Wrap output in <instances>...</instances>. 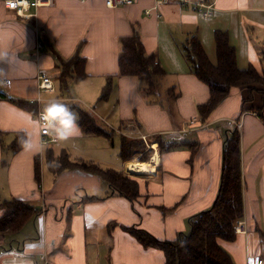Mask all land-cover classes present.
Returning <instances> with one entry per match:
<instances>
[{"label":"crops","instance_id":"1","mask_svg":"<svg viewBox=\"0 0 264 264\" xmlns=\"http://www.w3.org/2000/svg\"><path fill=\"white\" fill-rule=\"evenodd\" d=\"M211 1L215 8L208 16L188 5L157 0H133L117 7H108L104 0H54L39 7L33 19H22L0 6V45L29 62L5 78L11 79L10 85L0 86V203L18 198L37 210L19 231L0 235V264H164L163 250L145 247L130 229H144L162 240L189 231L188 218L209 208L217 196L223 149L234 120L241 123V219L247 231H237L234 240L221 244L234 264H246L249 255L264 256V88L244 102L247 88L232 87L202 122L197 107L209 99V86L192 72L183 49L195 35L216 63L215 33L223 31L235 49L237 66L261 70L264 0ZM135 29L146 52L164 70L152 93L146 91L145 79L118 74L121 38ZM44 46L47 51L41 53ZM76 53L85 58L87 75L63 85L60 58ZM0 67L7 71L6 65ZM55 67L54 91L39 90V73L50 77ZM108 77L111 90L102 98ZM32 98L40 101L31 103ZM52 101L69 105L78 114L79 109H89L97 124L116 131L114 139L81 129L80 136L43 144L37 113ZM129 123L148 137L162 135L174 143L164 152L157 142L151 144L159 155L154 170L131 173L127 163L132 160L117 168L119 152L112 163L82 154L95 148L91 142L97 136L106 138L117 152L119 129ZM23 133L33 146L15 149ZM64 151L73 161L84 159L135 174L139 195L134 200L119 195L98 174L82 168L54 171L49 154L54 163Z\"/></svg>","mask_w":264,"mask_h":264},{"label":"trees","instance_id":"2","mask_svg":"<svg viewBox=\"0 0 264 264\" xmlns=\"http://www.w3.org/2000/svg\"><path fill=\"white\" fill-rule=\"evenodd\" d=\"M216 63H213L205 52L199 39L193 35L183 44V49L192 72L209 86V99L198 105L201 121H206L217 105L226 98L232 87H245L249 91L244 102L252 99L253 91L264 88V67L240 69L236 64V53L230 44L226 32L215 33ZM61 71L59 81L66 85L71 79L79 80L87 74L84 70L85 58L79 53L68 59L60 58ZM119 76L134 75L147 81V92L152 93L164 70L156 62L153 54H148L137 29L130 36L121 38V49L118 55ZM111 77L102 90L101 97H108L111 90ZM81 129L86 133L104 135L112 141L116 134L113 129H105L97 124L91 113L79 109ZM239 129L233 128L227 134L222 157V171L219 190L213 204L188 218L189 231L181 232L174 240H162L144 229L131 228L132 234L145 247L156 246L165 254L164 264H234L229 252L221 241H232L236 238L235 223L243 216L242 174L240 164ZM26 135L18 136L15 149L23 147ZM148 141L142 138H130L119 134V157L122 161L135 159L147 161L154 153L149 144L157 142L159 150H170L173 142H167L162 135L149 136ZM49 166L56 172L69 168H82L95 172L110 187L130 200L139 195V184L136 176L123 170L102 167L93 161L71 160L63 152L54 163L51 154ZM36 178L40 179V165L36 163ZM0 235L19 231L25 222L36 213V208L22 199L11 198L0 203Z\"/></svg>","mask_w":264,"mask_h":264},{"label":"built area","instance_id":"3","mask_svg":"<svg viewBox=\"0 0 264 264\" xmlns=\"http://www.w3.org/2000/svg\"><path fill=\"white\" fill-rule=\"evenodd\" d=\"M53 1L54 0H0V6H2L3 8L9 11H13L16 15H18L22 19H33L36 17L37 10L39 9V7L50 5ZM80 1H85V0H80ZM171 1L178 2L181 5H188L193 10H196L207 16L211 15L215 8L214 2L211 0H157L158 3L171 2ZM104 2L105 5H107L108 7H117L124 4H131L133 3V0H104ZM150 12L151 11H147V13ZM3 84L10 85L11 79H5V82ZM1 85L2 84H0V86ZM38 88L39 90H43V91H54L53 80L51 79V77H49L46 73H39ZM29 101L31 103H38L40 101V98H32L29 99ZM37 120L39 123V133L41 137V142L45 145L56 142L58 138L55 135H52L49 126L44 121L43 110H38ZM233 123L235 127L240 129L241 123L238 120H234ZM120 133L129 136L128 133H125L123 131H121ZM139 137L146 140L147 135L141 134V136ZM235 230L236 232L238 231L242 233L247 231L242 219L236 221ZM246 264H264V256L261 254L249 255L246 259Z\"/></svg>","mask_w":264,"mask_h":264},{"label":"clouds","instance_id":"4","mask_svg":"<svg viewBox=\"0 0 264 264\" xmlns=\"http://www.w3.org/2000/svg\"><path fill=\"white\" fill-rule=\"evenodd\" d=\"M24 63L29 62L20 60L16 52L0 45V65L7 66V71H5V68L0 67V84L5 82L8 75L21 71V65ZM79 120L78 112L64 103L52 101L44 109V121L49 126L50 131L62 140L82 134ZM22 143L28 149L33 146L32 139H26Z\"/></svg>","mask_w":264,"mask_h":264},{"label":"rangeland","instance_id":"5","mask_svg":"<svg viewBox=\"0 0 264 264\" xmlns=\"http://www.w3.org/2000/svg\"><path fill=\"white\" fill-rule=\"evenodd\" d=\"M15 21H17L18 23H24V24H26V25H28V26H30L31 24H32V22H31V20H28V21H26V20H21V19H16ZM43 51H47V48H45V46H44V48L42 49L41 48V53L43 52ZM57 70V68L55 67L54 69H52L51 71H50V77H52V78H57L55 75H57V72H58V70ZM144 93L146 94L147 92L146 91H144ZM64 94H71V93H69V92H65L64 91ZM102 94V92L100 93V95ZM75 104L76 105H78V106H84L82 103H78V102H75ZM45 108V107H44ZM83 108H86L85 106L83 107ZM88 110V112H89V109H87ZM86 110V111H87ZM79 113H80V111H79ZM79 116H80V114H79ZM91 116H93L92 114H91ZM119 131H123V132H125V133H128L129 134V136L127 135V137H130V138H141V137H139V136H141V134H144V132L143 131H141L136 125H134L133 123H129V124H126L125 126H124V128H123V130H121V129H119ZM149 137L147 136L146 137V140H144V141H148L147 139H148ZM100 142V148H99V146H98V143ZM53 144H55V143H53ZM52 144V145H53ZM91 144L96 148V150H95V148H93V147H89V149H88V151L87 152H83L82 154L83 155H87L88 156V154L90 155H93L94 157H101V158H103V160H109L108 162H110V163H112V162H114L115 161V155L114 154H117L118 152H119V150H118V146H117V152H115V149H114V147H113V145L106 139V138H104V137H96V140H95V142L94 141H92L91 142ZM148 147H152L151 146V144H149V146ZM157 148L159 149V146L157 145ZM98 149H100V151L98 150ZM56 151H57V149H56ZM74 154H77V153H75L74 152ZM138 155H136V157H137ZM136 157H135V160H137L136 159ZM151 158V157H150ZM120 164L119 165H116L117 166V168H121V166H122V160H121V162H119ZM46 164V163H45ZM129 175H131V174H129ZM133 175H135V174H133ZM1 212H3V209L1 208L0 209V213Z\"/></svg>","mask_w":264,"mask_h":264},{"label":"bare ground","instance_id":"6","mask_svg":"<svg viewBox=\"0 0 264 264\" xmlns=\"http://www.w3.org/2000/svg\"><path fill=\"white\" fill-rule=\"evenodd\" d=\"M159 164V155L154 153L147 161L132 160L127 163V169L135 173H147L154 170Z\"/></svg>","mask_w":264,"mask_h":264},{"label":"water","instance_id":"7","mask_svg":"<svg viewBox=\"0 0 264 264\" xmlns=\"http://www.w3.org/2000/svg\"><path fill=\"white\" fill-rule=\"evenodd\" d=\"M132 173H135V172H132Z\"/></svg>","mask_w":264,"mask_h":264}]
</instances>
